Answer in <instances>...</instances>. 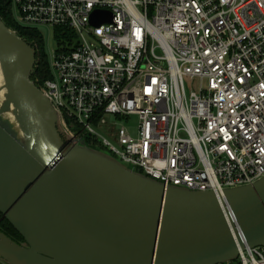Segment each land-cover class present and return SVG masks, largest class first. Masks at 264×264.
<instances>
[{
	"label": "built area",
	"instance_id": "built-area-1",
	"mask_svg": "<svg viewBox=\"0 0 264 264\" xmlns=\"http://www.w3.org/2000/svg\"><path fill=\"white\" fill-rule=\"evenodd\" d=\"M12 5L22 27L72 33L34 83L67 133L166 186L222 195L264 177V0ZM237 260L264 264V248Z\"/></svg>",
	"mask_w": 264,
	"mask_h": 264
},
{
	"label": "water",
	"instance_id": "water-1",
	"mask_svg": "<svg viewBox=\"0 0 264 264\" xmlns=\"http://www.w3.org/2000/svg\"><path fill=\"white\" fill-rule=\"evenodd\" d=\"M35 65L0 19V214L23 240L0 231L6 264H229L264 248V177L215 195L134 172L65 131ZM11 108L25 143L2 118Z\"/></svg>",
	"mask_w": 264,
	"mask_h": 264
},
{
	"label": "trees",
	"instance_id": "trees-1",
	"mask_svg": "<svg viewBox=\"0 0 264 264\" xmlns=\"http://www.w3.org/2000/svg\"><path fill=\"white\" fill-rule=\"evenodd\" d=\"M0 19L12 30H14L19 37L24 39L28 44L36 49V65L30 76V80L40 85L44 81L51 78L47 61L43 55V40L40 33L36 29L20 26L12 12V0H0ZM72 33L67 30L63 34L62 30L55 29V40L57 48L63 47L66 42H71ZM71 44V43H70ZM0 231L6 234L9 238L18 244H23L22 238L13 230L8 222L2 219L0 214Z\"/></svg>",
	"mask_w": 264,
	"mask_h": 264
},
{
	"label": "rangeland",
	"instance_id": "rangeland-1",
	"mask_svg": "<svg viewBox=\"0 0 264 264\" xmlns=\"http://www.w3.org/2000/svg\"><path fill=\"white\" fill-rule=\"evenodd\" d=\"M12 12L14 15V18H16V10L14 8V5H12ZM33 29H36L38 33H40L42 40H43V55L45 56V59L47 61L48 69L50 72V75L53 76L54 72L52 70V62L53 57L57 51V43L55 40V28L49 27V26H35L31 27ZM35 48V47H34ZM184 85L187 92H190L191 90H196V83L190 81L187 78H184ZM132 127L135 126V120L131 121ZM132 134L135 135V129L131 130ZM91 148H95L94 146L90 145ZM229 264H238V260L233 261Z\"/></svg>",
	"mask_w": 264,
	"mask_h": 264
},
{
	"label": "bare ground",
	"instance_id": "bare-ground-1",
	"mask_svg": "<svg viewBox=\"0 0 264 264\" xmlns=\"http://www.w3.org/2000/svg\"><path fill=\"white\" fill-rule=\"evenodd\" d=\"M4 98H5V92L4 91L2 92V78L0 75V105L3 103ZM2 118L10 123L13 130L17 133L18 138L23 143H25L26 138L22 134V132H21V130L17 124V121H16L14 114H13V109L11 108L8 112L2 114Z\"/></svg>",
	"mask_w": 264,
	"mask_h": 264
}]
</instances>
